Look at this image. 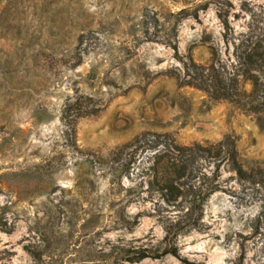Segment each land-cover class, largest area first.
<instances>
[{
    "label": "rangeland",
    "instance_id": "rangeland-1",
    "mask_svg": "<svg viewBox=\"0 0 264 264\" xmlns=\"http://www.w3.org/2000/svg\"><path fill=\"white\" fill-rule=\"evenodd\" d=\"M190 61L264 95V0H0V264L157 246L149 202L126 207L138 225L115 224L132 181L112 170L118 149L153 134L183 146L231 137L243 169L262 170L244 180L221 168L205 226L178 246L190 264H264V120L186 86Z\"/></svg>",
    "mask_w": 264,
    "mask_h": 264
},
{
    "label": "trees",
    "instance_id": "trees-1",
    "mask_svg": "<svg viewBox=\"0 0 264 264\" xmlns=\"http://www.w3.org/2000/svg\"><path fill=\"white\" fill-rule=\"evenodd\" d=\"M172 49L176 51V47ZM260 63H263L262 56ZM183 67L186 86L206 92L212 100L232 103L245 114L257 116L259 121L264 120V95L255 84L249 93H245L238 88L235 79L217 71L213 65L198 66L190 61ZM139 150L147 154L137 158ZM122 156L124 162L120 161ZM114 157L118 163L112 169L115 175L117 172L125 173L132 181L130 187L120 186L124 194L119 198L115 211V224L127 230L138 225L139 214L134 217L128 215L126 207L136 201L149 202L148 217L160 224L164 235L157 246L151 247L138 245V241L128 244L118 242L108 252L101 251L97 256L87 254L86 260H81L79 264H105L111 258L114 259L113 264H136L168 256L182 264H190L180 255L178 239L193 231H201L205 226L204 206L214 193L222 189L221 168H227L244 180L253 179L255 171L262 172L261 169H243L237 157L235 140L231 137L217 143L183 146L167 134H153L149 138H136L118 149ZM143 192L145 197H142ZM0 230L10 233L2 222ZM25 249L34 261H41L42 251L36 252L31 246ZM243 259L241 255L240 261Z\"/></svg>",
    "mask_w": 264,
    "mask_h": 264
}]
</instances>
